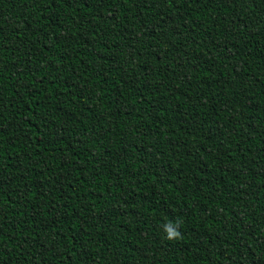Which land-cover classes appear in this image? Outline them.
<instances>
[{
	"label": "trees",
	"instance_id": "16d2710c",
	"mask_svg": "<svg viewBox=\"0 0 264 264\" xmlns=\"http://www.w3.org/2000/svg\"><path fill=\"white\" fill-rule=\"evenodd\" d=\"M0 264H264V0H0Z\"/></svg>",
	"mask_w": 264,
	"mask_h": 264
},
{
	"label": "clouds",
	"instance_id": "9594fccd",
	"mask_svg": "<svg viewBox=\"0 0 264 264\" xmlns=\"http://www.w3.org/2000/svg\"><path fill=\"white\" fill-rule=\"evenodd\" d=\"M170 231V230H169Z\"/></svg>",
	"mask_w": 264,
	"mask_h": 264
}]
</instances>
